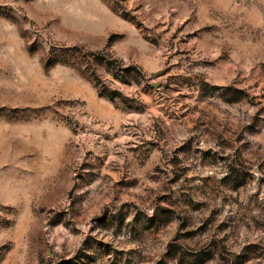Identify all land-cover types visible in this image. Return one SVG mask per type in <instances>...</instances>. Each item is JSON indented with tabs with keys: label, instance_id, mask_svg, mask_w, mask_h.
I'll list each match as a JSON object with an SVG mask.
<instances>
[{
	"label": "rangeland",
	"instance_id": "rangeland-1",
	"mask_svg": "<svg viewBox=\"0 0 264 264\" xmlns=\"http://www.w3.org/2000/svg\"><path fill=\"white\" fill-rule=\"evenodd\" d=\"M0 264H264V0H0Z\"/></svg>",
	"mask_w": 264,
	"mask_h": 264
},
{
	"label": "trees",
	"instance_id": "trees-1",
	"mask_svg": "<svg viewBox=\"0 0 264 264\" xmlns=\"http://www.w3.org/2000/svg\"><path fill=\"white\" fill-rule=\"evenodd\" d=\"M109 97L111 98V97H113V96L111 95V96H109Z\"/></svg>",
	"mask_w": 264,
	"mask_h": 264
}]
</instances>
